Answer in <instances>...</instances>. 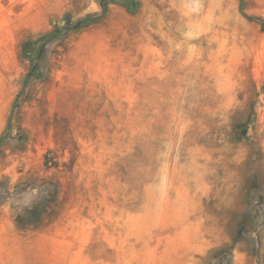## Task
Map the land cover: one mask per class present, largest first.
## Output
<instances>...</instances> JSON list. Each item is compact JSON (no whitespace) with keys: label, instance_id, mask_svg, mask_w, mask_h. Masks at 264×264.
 <instances>
[{"label":"rangeland","instance_id":"1","mask_svg":"<svg viewBox=\"0 0 264 264\" xmlns=\"http://www.w3.org/2000/svg\"><path fill=\"white\" fill-rule=\"evenodd\" d=\"M102 13L0 0V264H264V0Z\"/></svg>","mask_w":264,"mask_h":264},{"label":"trees","instance_id":"2","mask_svg":"<svg viewBox=\"0 0 264 264\" xmlns=\"http://www.w3.org/2000/svg\"><path fill=\"white\" fill-rule=\"evenodd\" d=\"M114 0H102V9H103V13L100 16H96V17H89L86 19H83L81 21H79L74 27L73 29H83L86 28L90 25L93 24H97L99 23L104 16L106 15L107 11H108V6L109 4L113 3ZM122 5L127 7L129 10H134L136 8V5L134 3H129L128 1H124L122 2ZM262 26L264 27V23H262ZM57 34L53 33V34H49L35 42H28L25 44V50L29 51L32 50L34 45H36L38 47V51L42 50L44 48V46L49 42V40H51L52 38H54ZM32 63L34 64L33 68L31 69V72L28 76V79L26 80L25 85L27 84L28 80H30L33 77H39V65H35V60H32Z\"/></svg>","mask_w":264,"mask_h":264}]
</instances>
